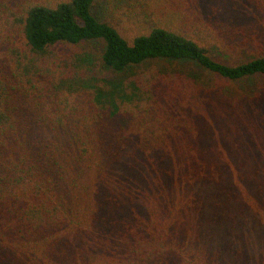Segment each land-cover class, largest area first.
Returning a JSON list of instances; mask_svg holds the SVG:
<instances>
[{
    "label": "trees",
    "instance_id": "16d2710c",
    "mask_svg": "<svg viewBox=\"0 0 264 264\" xmlns=\"http://www.w3.org/2000/svg\"><path fill=\"white\" fill-rule=\"evenodd\" d=\"M255 79L264 0H0V264H264Z\"/></svg>",
    "mask_w": 264,
    "mask_h": 264
},
{
    "label": "rangeland",
    "instance_id": "374dc122",
    "mask_svg": "<svg viewBox=\"0 0 264 264\" xmlns=\"http://www.w3.org/2000/svg\"><path fill=\"white\" fill-rule=\"evenodd\" d=\"M203 3H200L199 5L201 6ZM121 5V4H120ZM125 5V4H122ZM106 6V5H105ZM103 6L100 8L98 13L102 16L105 15L109 18H111L115 23L119 24L122 29H127V30H138L140 28H144L145 26L149 25V22L146 21L144 18H141L138 13L134 12L136 16H129V13H126L124 10H121L119 8V5H115L111 7L109 5V9L105 8ZM150 13V12H148ZM158 14L155 12L152 14V17L154 20L157 19ZM225 51L220 50L218 53V58H223L224 61H227L229 63H237L243 60H248L251 56H253L252 50L249 49L248 47L246 48H236V49H230V48H224ZM222 51V52H221ZM217 82H221L219 79L216 78ZM255 84H259L262 88L264 87V80L262 79H255ZM244 83L237 84L236 88L241 89L243 87ZM249 85H247L248 87ZM245 86V89H247ZM254 87V86H253ZM219 134V133H217ZM227 155V154H226ZM253 210V209H252ZM204 213H207V208L205 210H202ZM254 211V210H253ZM257 214H255V217H253L252 221L250 223H253L254 225L248 223V232L251 233V242H249V238H245L247 242L249 243L248 246L252 247L254 244L262 243V240L264 239V236L262 235L264 232V212H261L260 210H255ZM255 212V213H256ZM257 221V222H255ZM218 225H223L227 226L226 221L221 220L218 222ZM247 233V232H246ZM225 236V231L220 234V237L218 240V248H222L226 244V240H224ZM228 238V235H227ZM230 239L232 240V246L237 247L240 244V241L237 240L236 235L232 234L230 236ZM217 241V242H218ZM216 243V242H215ZM228 244V243H227Z\"/></svg>",
    "mask_w": 264,
    "mask_h": 264
}]
</instances>
